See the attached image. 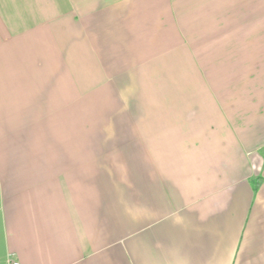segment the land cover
Wrapping results in <instances>:
<instances>
[{
  "label": "crops",
  "instance_id": "1",
  "mask_svg": "<svg viewBox=\"0 0 264 264\" xmlns=\"http://www.w3.org/2000/svg\"><path fill=\"white\" fill-rule=\"evenodd\" d=\"M53 5L0 0V264H264V0Z\"/></svg>",
  "mask_w": 264,
  "mask_h": 264
},
{
  "label": "rangeland",
  "instance_id": "2",
  "mask_svg": "<svg viewBox=\"0 0 264 264\" xmlns=\"http://www.w3.org/2000/svg\"><path fill=\"white\" fill-rule=\"evenodd\" d=\"M54 0H31V12L35 13L36 15H46L47 17H53L54 15ZM34 15V14H32ZM37 23H32V25H35ZM43 24V23H41ZM52 27L50 22H47V29H46V33L45 36L48 37V42L52 41V38L54 37V29ZM53 43V42H52ZM54 44L53 45H48V53L50 54H54ZM53 52V53H52ZM48 61L49 60V56H48ZM49 63V62H48Z\"/></svg>",
  "mask_w": 264,
  "mask_h": 264
},
{
  "label": "built area",
  "instance_id": "3",
  "mask_svg": "<svg viewBox=\"0 0 264 264\" xmlns=\"http://www.w3.org/2000/svg\"><path fill=\"white\" fill-rule=\"evenodd\" d=\"M10 264H20L18 261L11 260Z\"/></svg>",
  "mask_w": 264,
  "mask_h": 264
}]
</instances>
